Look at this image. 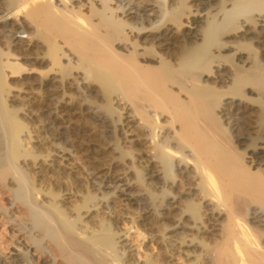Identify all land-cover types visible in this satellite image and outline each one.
<instances>
[{
    "label": "bare ground",
    "instance_id": "6f19581e",
    "mask_svg": "<svg viewBox=\"0 0 264 264\" xmlns=\"http://www.w3.org/2000/svg\"><path fill=\"white\" fill-rule=\"evenodd\" d=\"M73 85L117 141L98 181L35 124ZM0 214V264H264V0H0Z\"/></svg>",
    "mask_w": 264,
    "mask_h": 264
},
{
    "label": "rangeland",
    "instance_id": "374dc122",
    "mask_svg": "<svg viewBox=\"0 0 264 264\" xmlns=\"http://www.w3.org/2000/svg\"><path fill=\"white\" fill-rule=\"evenodd\" d=\"M10 24L14 25L15 22L10 21ZM20 36L25 38L26 35L21 34ZM29 77L30 76L24 75L22 77V79L23 80L25 79L24 80V82H25L28 80ZM73 86H74L73 89H76V90H72V92L76 96L75 97V100L77 103L76 106L83 109L84 113H82L81 115H77L75 117H72L71 123L68 124L69 129H67V130L59 129L56 132V130H54V124L53 125L47 124L46 122H42V123L36 122L35 124H38L39 126H41L40 129L42 131L40 130V132H38V135H42L44 142L47 145V147L49 146L50 149L53 151H59V149H62L65 145L69 148L66 141H68V139L73 140L74 149L81 152L79 154L78 158H75V161L77 162L78 166L82 167V168L84 167L83 168L84 169L83 170L84 175L87 176V174H88L89 178H92L93 181H98L97 176L100 175V177H102L103 174H105V173H103V171L104 172L107 171V168H109V166H110L111 159L114 156H116L114 152H110V150H107L108 146L110 145L111 147H114L115 145H117V141L115 140L114 135H111V138H110V134H107V120H105V124H103V126L101 127L102 124H99L95 120L94 116L93 115L91 116V114L87 113V111H86V107H85L86 100H88L89 103L95 104L96 106L102 105V96H101V93L98 90V88L96 86H92L91 87L92 94L89 96V98H87L86 93L82 92L79 89L77 90L76 85H73ZM132 137L134 139L139 140L138 143L139 144L141 143L139 145L141 149L146 148L145 146H147V145H144V142H143L142 138H140L141 135H139L138 130L133 129ZM119 144H120V142H119ZM122 146H124V145H122ZM124 147H127V145H125ZM89 149L91 151H89V153L86 155L87 156L86 157L85 153H83V152L85 150H89ZM89 158H91V159H89ZM92 158H93V160H92ZM88 163H90V164H88ZM92 164H94V166L98 169L97 171H94L92 168H90ZM92 173L93 174L100 173V174L93 176ZM9 194L10 193L6 190L1 192V195H4L3 199L1 198V201H3L5 199V201H3V203H5L7 206H9L8 202L12 199V197ZM16 207H17V209L19 208V210H21L18 205ZM3 219L6 220V218H3V216L0 214V244L2 243L3 245L4 244L8 245V247H6L7 249H5L6 251H4L2 255L6 259V262L8 261V263H10V262H13V259L10 258V255L8 254L9 251H13V249H17V247H16L17 245L20 248V245L16 244V246H15L13 244L12 241L16 240V238H14V236L12 237V225L6 224L5 223L6 221H4ZM10 243H12V244H10ZM13 245L15 247H13ZM150 250H151V252L152 251L155 252L154 251L155 247L152 246ZM13 253H16V252H13ZM11 264H14V263H11Z\"/></svg>",
    "mask_w": 264,
    "mask_h": 264
}]
</instances>
